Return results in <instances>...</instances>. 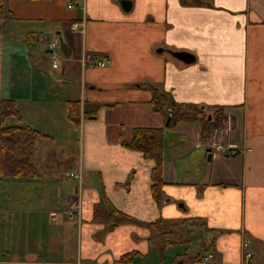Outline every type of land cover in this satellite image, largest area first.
I'll list each match as a JSON object with an SVG mask.
<instances>
[{
  "label": "crops",
  "instance_id": "crops-1",
  "mask_svg": "<svg viewBox=\"0 0 264 264\" xmlns=\"http://www.w3.org/2000/svg\"><path fill=\"white\" fill-rule=\"evenodd\" d=\"M124 1L6 0L0 128L48 137L37 142V177L0 175L20 184L0 186V264H199L209 251V264H243L245 241L264 264V0ZM153 86L211 119L223 110L222 127L203 137L200 117L169 126L150 105ZM136 127L164 128L161 202L155 162L122 144ZM102 197L140 221L179 225L174 243L161 230L95 222Z\"/></svg>",
  "mask_w": 264,
  "mask_h": 264
},
{
  "label": "trees",
  "instance_id": "trees-1",
  "mask_svg": "<svg viewBox=\"0 0 264 264\" xmlns=\"http://www.w3.org/2000/svg\"><path fill=\"white\" fill-rule=\"evenodd\" d=\"M183 4L199 5V0H181ZM6 0H0V21L5 18ZM153 96L150 105L154 111L162 112L169 119V126L179 121H191L201 118L203 123V137L210 133L212 129L221 128L225 113L223 110L217 111V116L213 119L205 116L203 108L193 103L177 102L168 93L158 87H152ZM8 114H17L11 101ZM80 104L71 102L72 118L77 120V112ZM75 108V109H74ZM47 135L41 133L28 125H10L0 128V175L3 177H26L35 178L38 172L34 163L37 142ZM123 146L136 151H141L146 159L155 162L152 169L153 185L151 187L153 196L157 202H161L164 196L163 186L165 182L162 178L164 128L136 127L133 130L132 139L123 141ZM94 221L104 223L109 229L123 224H136L146 228L161 230L165 246L174 243L171 236L180 226L177 224L167 226L162 225L158 220L154 223L140 221L115 208L105 197L95 204ZM131 254H126L121 258V262L129 260ZM197 257L192 258V262L197 261ZM199 261V260H198Z\"/></svg>",
  "mask_w": 264,
  "mask_h": 264
},
{
  "label": "built area",
  "instance_id": "built-area-1",
  "mask_svg": "<svg viewBox=\"0 0 264 264\" xmlns=\"http://www.w3.org/2000/svg\"><path fill=\"white\" fill-rule=\"evenodd\" d=\"M80 27L79 23H75L73 25L74 29H78ZM56 45H57V39L56 38H51L47 45H46V49L47 52L49 53L51 60H52V65L53 68H57L59 66V62H58V57L56 54ZM90 59L93 60L94 56H90ZM110 64V60L109 59H105V58H98L96 61V65L100 66V67H104ZM226 151V150H225ZM231 154H235L234 150L228 151ZM68 175L70 177H74L78 180L81 179V175L77 174V173H68ZM78 210V205L76 202H74L73 204H71V209L69 211V215L71 217H73L75 215V213ZM242 253H243V264H253V252L251 251L250 245L248 241L243 242L242 244ZM215 257L213 252H209L203 256L200 257L199 259V264H209L211 262V260H213V258Z\"/></svg>",
  "mask_w": 264,
  "mask_h": 264
},
{
  "label": "water",
  "instance_id": "water-1",
  "mask_svg": "<svg viewBox=\"0 0 264 264\" xmlns=\"http://www.w3.org/2000/svg\"><path fill=\"white\" fill-rule=\"evenodd\" d=\"M123 5H124V8L126 10L131 8V2L128 1V0L124 1ZM172 54L175 57H177V58H179V59H181V60H183L185 62H192L195 59L194 56H192V55H190V54H188L186 52H172ZM209 119H211V115L209 116Z\"/></svg>",
  "mask_w": 264,
  "mask_h": 264
},
{
  "label": "rangeland",
  "instance_id": "rangeland-1",
  "mask_svg": "<svg viewBox=\"0 0 264 264\" xmlns=\"http://www.w3.org/2000/svg\"><path fill=\"white\" fill-rule=\"evenodd\" d=\"M39 151L42 153V154H44L45 153V148L44 147H42V145H40V147H39ZM8 185H11L12 187H18V186H20V184H18L16 181H1V183H0V186L2 187V186H8ZM40 184H35V186H39ZM54 186H56V183L55 184H53ZM202 229H198L197 228V231H196V233H198V232H200ZM198 234H200V233H198ZM195 242V241H194ZM196 243V242H195ZM195 243H193V244H195ZM204 246L203 245H201V246H199V251H201V253H203L204 252ZM209 252H212V251H209Z\"/></svg>",
  "mask_w": 264,
  "mask_h": 264
}]
</instances>
